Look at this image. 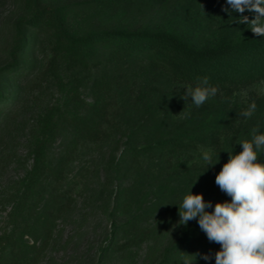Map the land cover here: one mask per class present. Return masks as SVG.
Masks as SVG:
<instances>
[{
    "label": "trees",
    "instance_id": "trees-1",
    "mask_svg": "<svg viewBox=\"0 0 264 264\" xmlns=\"http://www.w3.org/2000/svg\"><path fill=\"white\" fill-rule=\"evenodd\" d=\"M206 2L193 16L188 8L196 0L47 2L23 20L12 63L2 70L7 82L0 81V131L21 109L22 82L39 72L30 49L46 46L54 51L58 66H65V73L58 72V77L63 75L62 94L49 100L55 101L53 120L43 117L37 124L39 134H31L33 186L25 197L33 199L34 193L42 194L47 188L55 207L57 200L70 198L74 162L91 146L111 150L120 143L122 153L112 161L118 170L129 156L138 164L155 160L164 165L163 170L171 168L169 173L175 172L176 178L189 176L197 183L203 178L207 183L217 174L202 173L208 165L199 167L196 146L186 138L204 128L203 140L217 146L218 138L235 134L226 125L219 126L218 119L205 117L208 100L196 107L191 97L185 100L183 96L186 88H194L204 77L218 91L264 82V37L251 33L233 40L230 30L244 13L233 11L226 0ZM224 148H214L218 154L213 161ZM228 158L223 155L220 161ZM259 159L264 162V152ZM210 202L212 207L206 211L212 212L216 202H231V197L220 191ZM16 227L0 233L2 249L7 242L23 251ZM214 247L195 219L182 228L164 260L195 253L202 258Z\"/></svg>",
    "mask_w": 264,
    "mask_h": 264
},
{
    "label": "rangeland",
    "instance_id": "rangeland-1",
    "mask_svg": "<svg viewBox=\"0 0 264 264\" xmlns=\"http://www.w3.org/2000/svg\"><path fill=\"white\" fill-rule=\"evenodd\" d=\"M79 1L0 0L2 83L7 82L2 70L12 63L11 55L17 51L18 28L23 20L37 6L47 2L73 4ZM196 1V5L188 8L191 16L198 14L203 4H209L206 0ZM243 16L251 20L255 13L246 10ZM230 32V37L236 41L253 34L246 24L239 23ZM30 53L38 62L36 72H39L35 75L33 72L22 82L25 96L21 109L0 131V233L17 225L14 231L23 251L16 249L13 243L7 245L6 242L3 249L0 245V264H183L181 257L185 255L170 262L164 260L166 251L186 227L179 224L178 205L190 189L209 202L214 193L221 191L215 183L216 175L226 163L220 161L221 157L229 155L227 151L233 154L242 151L238 143L245 139L251 141L253 128L258 129V134H264V82L220 90L208 99L209 108L203 110L205 117L218 119L219 126L226 125L234 136L230 133L218 138L217 146L211 140H203L204 128L197 132L200 137L194 131L186 138L196 146L198 157L195 161L200 162L199 167L207 165L199 156L204 150L211 149L214 155L218 154L214 148L225 147L219 163L202 171L217 173L209 182L203 178L197 183L189 176L176 178L175 172L169 173L171 168L163 170L164 165L155 160L138 164L129 156L118 170L112 161L122 153L120 143L111 150L108 147L97 150L91 146L81 160L80 157L74 162L68 192L71 197L57 200L55 207L47 195V188L42 189V194L34 193L33 199L31 195L25 197L24 193L33 186L30 172L35 156L30 138L39 134L37 124L43 117L53 120L55 101L49 100L62 94L63 75L58 77V72L65 73V66H58L54 51L46 46L32 47ZM253 101L257 105L256 112L246 119L240 113ZM226 137H229L228 142L224 141ZM59 142L57 140L54 146ZM144 167H149V172ZM220 248L215 243L208 260L191 256L193 264H215V253Z\"/></svg>",
    "mask_w": 264,
    "mask_h": 264
},
{
    "label": "clouds",
    "instance_id": "clouds-1",
    "mask_svg": "<svg viewBox=\"0 0 264 264\" xmlns=\"http://www.w3.org/2000/svg\"><path fill=\"white\" fill-rule=\"evenodd\" d=\"M226 2L235 12H254L255 18L249 20L241 15L236 22L246 24L256 36L264 37V0ZM217 91L218 88L210 85L208 78L204 77L194 88H186L183 98L191 97V102L200 107ZM256 109L253 101L240 115L251 118ZM251 136V141L245 139L238 143L242 145L239 153L227 151L229 158L215 177L216 185L231 197V202H216L214 210L209 212L206 209L212 207V203L206 202L202 194H193L190 189L178 205L179 224L187 226L189 221L198 219L208 240L221 246L215 253V264H264V162L259 159L264 152V134H258V129L253 128ZM202 160L208 168L219 163V158L213 161L211 149L202 152ZM196 255L182 256L183 264H193L191 256L196 259ZM203 259L210 257L204 255Z\"/></svg>",
    "mask_w": 264,
    "mask_h": 264
}]
</instances>
